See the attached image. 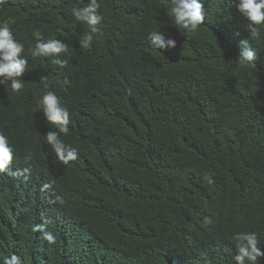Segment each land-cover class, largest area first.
I'll return each instance as SVG.
<instances>
[{"label":"trees","instance_id":"1","mask_svg":"<svg viewBox=\"0 0 264 264\" xmlns=\"http://www.w3.org/2000/svg\"><path fill=\"white\" fill-rule=\"evenodd\" d=\"M98 2L103 33L87 50L71 16L78 0L0 7L28 60L20 93L0 86V133L13 149L0 173V261L234 264L240 231L264 251V35L251 42L255 67H241L249 37L237 0H202L204 23L190 34L174 27L168 0ZM34 29L69 46L67 67L31 55ZM153 30L176 46L155 50ZM48 91L69 111L68 164L45 140L55 129L37 104ZM46 221L52 245L32 231Z\"/></svg>","mask_w":264,"mask_h":264},{"label":"clouds","instance_id":"2","mask_svg":"<svg viewBox=\"0 0 264 264\" xmlns=\"http://www.w3.org/2000/svg\"><path fill=\"white\" fill-rule=\"evenodd\" d=\"M7 3L8 0H0V7ZM78 4L83 6H73L71 16L77 24L87 29L79 39L80 48L87 50L91 48L94 40L102 36L105 17L99 12L98 0H88L87 4H84L83 0H78ZM236 6L247 21L241 27L248 33L249 38L240 41L239 54L235 63L241 67L254 68L257 49L251 42L261 41L264 35V0H237ZM167 9V15L181 33H195L204 23L205 12L202 0H168ZM32 36L36 41L34 49L31 50L33 57L49 58L51 64L61 69L68 66L69 46L67 44L57 39L45 41L39 29H34ZM148 38L155 50L176 46V41L167 38L161 30L151 31ZM24 50V45L14 37L13 30L7 25L0 24V86H7L6 90L12 94L20 93L25 86V82L21 79L28 67V60L22 55ZM37 108L42 110L47 123L55 129L46 134V143L62 163L68 164L76 160L77 149L65 144L61 139V134L67 135L69 132V111L61 104L60 98L54 91H48L40 98ZM12 159L13 149L9 146L8 138L0 133V173L9 170ZM204 179L211 183L208 177ZM205 222H210L207 217ZM47 223L46 221L34 225L32 231L41 233L42 239L52 245L56 243V235L46 228ZM231 240L236 250V255L233 256L234 264H258V261L264 258V251L261 250L260 241L255 232H236ZM0 264H20V258L13 254L5 255Z\"/></svg>","mask_w":264,"mask_h":264}]
</instances>
